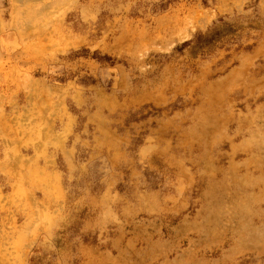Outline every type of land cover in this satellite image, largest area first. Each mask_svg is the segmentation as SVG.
<instances>
[{
	"label": "rangeland",
	"instance_id": "rangeland-1",
	"mask_svg": "<svg viewBox=\"0 0 264 264\" xmlns=\"http://www.w3.org/2000/svg\"><path fill=\"white\" fill-rule=\"evenodd\" d=\"M0 264H264V0H0Z\"/></svg>",
	"mask_w": 264,
	"mask_h": 264
}]
</instances>
